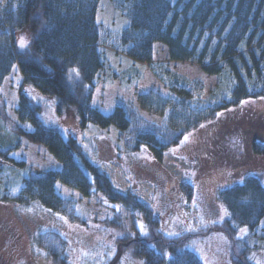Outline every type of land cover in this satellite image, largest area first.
Instances as JSON below:
<instances>
[{
  "label": "trees",
  "instance_id": "16d2710c",
  "mask_svg": "<svg viewBox=\"0 0 264 264\" xmlns=\"http://www.w3.org/2000/svg\"><path fill=\"white\" fill-rule=\"evenodd\" d=\"M110 1L128 20L118 31L96 21L100 0H0V89L10 74L18 73L13 71L14 65L19 71L13 102L0 92V133L11 137L5 140L2 136L0 141V174L24 169L9 156L21 136L43 145L61 163L57 170H23L17 191L2 184L3 180L0 202L6 201L11 209L43 207L83 222L74 212L76 201L62 198L55 184L79 189L87 196L100 192L135 215L133 233L119 212L110 219V226L117 230L114 244L119 245V252L131 250L143 264H202L194 251L183 246L195 233L164 235L162 220L149 202L130 189L116 187L85 153L81 142L70 132L64 134L59 123L46 121L44 113L51 108L55 118L68 117L79 129L92 124L108 131L113 126L128 154L144 152L154 162H161L165 151L186 133L193 135L205 127L208 140L215 142L217 131L226 135L239 126L250 141L251 155L241 166L246 169L242 179L219 188L217 197L228 216L209 225L207 231L228 235L231 263L251 264L245 255L255 248L248 245L247 238L264 218V114L250 108H229L264 96V0ZM109 34L114 35L113 41ZM20 38L28 42L25 48L20 47ZM157 42L166 46L169 59L197 63L205 73L217 77L207 97L202 99L201 81L187 80L161 62L153 64V44ZM99 45L147 64L168 94L142 93L137 105L116 96L113 110L101 112L92 105L95 80L105 74L107 64ZM141 110L160 119L149 120ZM182 186L190 198L191 184ZM136 211L142 214L144 233L137 227ZM244 226L248 231L239 235ZM34 245L51 264H70L67 242L57 232L38 231Z\"/></svg>",
  "mask_w": 264,
  "mask_h": 264
},
{
  "label": "rangeland",
  "instance_id": "374dc122",
  "mask_svg": "<svg viewBox=\"0 0 264 264\" xmlns=\"http://www.w3.org/2000/svg\"><path fill=\"white\" fill-rule=\"evenodd\" d=\"M110 2L100 0L96 21L107 25L112 31H118L128 20L123 18ZM109 40L113 41L114 35L109 34ZM98 49L107 64L103 70L105 74L95 80L92 105L101 112L109 113L113 110L116 96H122L137 105V98L142 93L153 91L163 96L168 94V89L147 64L135 61L109 46L99 45ZM152 58L153 64L161 62L167 65L170 71L187 80L201 81L204 86L202 99L208 96L217 82L215 75L205 73L197 63L169 59L167 48L161 42L153 44ZM13 71L19 73L16 65L13 66ZM111 73L112 76H109ZM17 74H10L0 89L4 99L11 98V102L18 82ZM236 107L250 108L264 114V96L245 99L229 110ZM52 110L48 108L44 113L45 120L59 123L64 134L70 132L80 141L85 153L101 166L116 187L130 189L148 201L154 213L162 220L161 230L164 235L195 233L184 240L183 246L194 251L202 264H233L230 262L231 242L228 235L223 231L207 230L209 225L220 223L228 216L227 208L217 198L218 190L242 179L246 169H241V166H244L242 164L251 155L248 147L250 141L241 127L234 126L231 131H226V135L217 131L218 136L222 135L213 137L215 142L208 140L209 133L205 127L200 129V134V130L193 131V135L186 133L177 144L164 153L161 162H154L145 156L144 152L128 154L122 141L117 139L113 126L108 131L92 124L79 129L75 121L68 117L55 118ZM141 113L149 120L160 119L158 115L145 110H141ZM7 114L10 117L8 111ZM103 133L105 135H102ZM197 134L200 139H197ZM2 136L0 133V141L11 139L9 135L7 138L3 136L4 139ZM18 139L19 143L9 156L22 164L24 169H21L26 171L32 167V170L41 171L60 168V163L43 145L31 143L23 136ZM23 170H4L5 172L0 174V183L6 180L2 184H7L11 191H17L22 185L20 177ZM262 182L264 183V172ZM183 183L192 186L190 198L183 190ZM172 185L176 187L169 196L167 189H172ZM55 189L60 196L77 200L74 212L84 219L85 223L71 221L67 215L64 217L43 209H11V206L0 202V264H51L43 258L44 253L37 252L34 247V236L42 230L55 231L66 240L70 264H143L133 256L131 250L124 248L119 252V245L114 244L117 230L110 226L114 211L101 194L96 197L86 196L81 190H70L60 183ZM114 205L124 218L123 224L133 233L135 215L131 216L119 202ZM137 215L144 224L141 213L137 212ZM106 222L107 224H104ZM136 224L139 225V222ZM242 229L246 231L242 232ZM247 231L244 226L239 228L238 234L243 235ZM247 242L255 249L245 255L246 260L251 264H264V249L261 248L264 243V218L260 219L258 227L250 232ZM239 250L241 251V248ZM243 258L240 257L242 261Z\"/></svg>",
  "mask_w": 264,
  "mask_h": 264
},
{
  "label": "snow or ice",
  "instance_id": "6c2138e0",
  "mask_svg": "<svg viewBox=\"0 0 264 264\" xmlns=\"http://www.w3.org/2000/svg\"><path fill=\"white\" fill-rule=\"evenodd\" d=\"M27 44H28V42L26 40H24L23 38H21V40H20V47L21 48H25L27 46ZM73 71H76V70H73ZM76 74L78 75V71H77ZM185 139H187V137H185ZM139 227H140V230H141L142 233L146 232V228H145V226H144V224L142 222L139 223ZM241 231L242 232L243 231H246V229H242Z\"/></svg>",
  "mask_w": 264,
  "mask_h": 264
},
{
  "label": "bare ground",
  "instance_id": "6f19581e",
  "mask_svg": "<svg viewBox=\"0 0 264 264\" xmlns=\"http://www.w3.org/2000/svg\"><path fill=\"white\" fill-rule=\"evenodd\" d=\"M95 195H91V197H94Z\"/></svg>",
  "mask_w": 264,
  "mask_h": 264
}]
</instances>
